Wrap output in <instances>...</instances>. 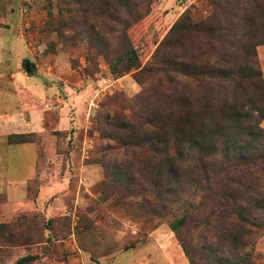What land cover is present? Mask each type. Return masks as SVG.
I'll use <instances>...</instances> for the list:
<instances>
[{
    "label": "rangeland",
    "instance_id": "rangeland-1",
    "mask_svg": "<svg viewBox=\"0 0 264 264\" xmlns=\"http://www.w3.org/2000/svg\"><path fill=\"white\" fill-rule=\"evenodd\" d=\"M207 1L0 0V264L26 256L34 257L28 264H189L170 229L173 216L154 217L153 202L134 193L150 188L138 169L153 154L149 126L139 123L169 101L166 75L154 68L191 46L168 47L166 39L186 11L208 16ZM252 1L260 23L251 32L259 39L264 0ZM255 55L264 77V44ZM179 78L173 87L188 94L192 81ZM35 110L44 113L39 133L30 125ZM14 111L29 126L1 124ZM11 134H30L33 143L8 145ZM259 172L252 181L250 173L233 177L264 205ZM197 195L182 196L170 211L197 205ZM204 212L194 213L182 236H198ZM247 241L264 264L263 230Z\"/></svg>",
    "mask_w": 264,
    "mask_h": 264
},
{
    "label": "trees",
    "instance_id": "trees-1",
    "mask_svg": "<svg viewBox=\"0 0 264 264\" xmlns=\"http://www.w3.org/2000/svg\"><path fill=\"white\" fill-rule=\"evenodd\" d=\"M207 2L208 16L186 11L166 39L168 47L182 40L191 46L154 68L166 75L169 101L165 110H152L150 120L139 123L140 130L149 126L153 154L143 159L146 167L138 169L150 188L134 194L153 202L154 217L173 216L169 226L189 264H198L197 258L202 264H257L247 239L260 229L264 232V205L233 176L257 170L264 179V77L255 55V47L264 44V16L257 39L251 30L260 22L252 13V0ZM181 76L192 81L188 94L173 87ZM162 112L165 121L159 124ZM27 143H33L30 134L7 138L8 145ZM189 193L198 194L197 205L170 211ZM203 206L204 214L195 221L198 236L185 238L181 231ZM33 258L21 257L15 264Z\"/></svg>",
    "mask_w": 264,
    "mask_h": 264
},
{
    "label": "crops",
    "instance_id": "crops-1",
    "mask_svg": "<svg viewBox=\"0 0 264 264\" xmlns=\"http://www.w3.org/2000/svg\"><path fill=\"white\" fill-rule=\"evenodd\" d=\"M27 94L32 97V94L28 90H27ZM43 114H44L43 112L41 114H39L36 110L34 111L33 117L35 119L30 122V125H34L33 127H36V129L35 128L33 129V132L39 133L42 131V121H43V117H44ZM1 122H2L1 124L14 125V127H16L17 129H18V127L24 128L27 125L29 126V123L22 121L20 119L19 113H16L15 111L11 112L10 114H8L4 117H2ZM62 126H64V125H62ZM17 131L19 133H27V131H23V130H17ZM28 132H30V131L28 130ZM27 144H32V143H27ZM11 146H14V145H11ZM26 152L28 153L27 154V162H28V164L30 163V167L28 169L30 172V176L32 178V177H34L35 172H36V158H37L36 147L35 148L33 147V149H32V147H30V149L26 150ZM24 187H25V185H23V189H24ZM12 191L15 192V191H19V190L15 189V188H11L10 193H12ZM40 202L42 203L43 201L40 200Z\"/></svg>",
    "mask_w": 264,
    "mask_h": 264
},
{
    "label": "water",
    "instance_id": "water-1",
    "mask_svg": "<svg viewBox=\"0 0 264 264\" xmlns=\"http://www.w3.org/2000/svg\"><path fill=\"white\" fill-rule=\"evenodd\" d=\"M24 69L26 71V73H32L34 71L31 63L29 61L26 60V62L24 63Z\"/></svg>",
    "mask_w": 264,
    "mask_h": 264
}]
</instances>
